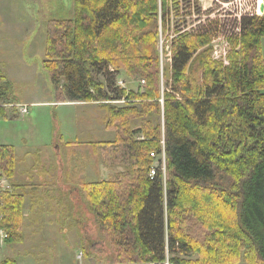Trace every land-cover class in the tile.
Wrapping results in <instances>:
<instances>
[{
  "label": "trees",
  "instance_id": "obj_1",
  "mask_svg": "<svg viewBox=\"0 0 264 264\" xmlns=\"http://www.w3.org/2000/svg\"><path fill=\"white\" fill-rule=\"evenodd\" d=\"M178 6L74 0L71 18L49 23L42 68L61 102L105 111L114 140L88 144L102 165L120 169L110 180L73 186L108 242L111 264H264V15L240 20L225 64L212 58L219 21L168 35ZM161 39L163 54L170 51L169 79L160 72ZM120 71L142 87H116ZM15 103L0 71V118ZM160 117L163 125L155 123ZM162 154L165 175L160 162L154 168ZM16 164L14 149L0 146L1 176L13 180ZM227 177L234 180L228 188ZM26 186L0 191L7 245L24 242ZM191 255L197 258H180Z\"/></svg>",
  "mask_w": 264,
  "mask_h": 264
},
{
  "label": "rangeland",
  "instance_id": "obj_2",
  "mask_svg": "<svg viewBox=\"0 0 264 264\" xmlns=\"http://www.w3.org/2000/svg\"><path fill=\"white\" fill-rule=\"evenodd\" d=\"M175 1L179 8L177 13L171 11L168 35L174 37L181 29L198 31L210 21H219L220 35L211 43L212 58L227 64L230 41L239 34V24L233 17L238 9L199 0L200 12L197 13L194 11L196 0ZM73 11L74 0H0V71L13 84L16 99L15 107L9 108L5 118H0V144L13 145L18 158V181L26 183L24 193L32 197V203L41 206L34 216V222L38 223L27 226L22 244L7 245L6 234L0 229L5 234L3 242L0 241V264L5 258L15 259L17 264L114 263L108 242L88 211L79 187L73 186L77 179L93 182L114 178L120 169L102 165L92 145L88 144L113 140L114 132L103 128L106 113L101 108L61 102L41 64L49 23L71 18ZM162 51L163 39L159 44L160 72L163 73L164 67L169 79V47L166 54ZM260 52L264 58V38ZM114 79L120 89L136 91L143 85L123 71ZM17 102L26 103L21 106L27 107V114H19ZM124 104L120 101L112 105ZM156 122L163 125L161 117L155 118ZM135 126H139V122ZM66 142L78 144L69 148ZM159 162L165 175L163 154L155 159L154 168ZM0 178L6 179L1 172ZM67 179L74 183L69 185ZM233 183L234 180L227 177L223 185L228 188ZM3 190L11 191L9 187ZM193 228L191 233L199 235L195 225ZM180 258L195 260L197 256Z\"/></svg>",
  "mask_w": 264,
  "mask_h": 264
},
{
  "label": "built area",
  "instance_id": "obj_3",
  "mask_svg": "<svg viewBox=\"0 0 264 264\" xmlns=\"http://www.w3.org/2000/svg\"><path fill=\"white\" fill-rule=\"evenodd\" d=\"M212 0V2H216L217 4L221 5L222 7H231L234 9H238L237 13L233 16L238 22L242 18L247 17H260L264 15V0ZM227 1V2H226ZM27 107L23 106L20 112L23 114L26 112ZM4 181L0 178V191H4V188L7 186H2ZM5 234L0 230V241L3 242ZM168 264V263H166Z\"/></svg>",
  "mask_w": 264,
  "mask_h": 264
},
{
  "label": "crops",
  "instance_id": "obj_4",
  "mask_svg": "<svg viewBox=\"0 0 264 264\" xmlns=\"http://www.w3.org/2000/svg\"><path fill=\"white\" fill-rule=\"evenodd\" d=\"M198 1V3H199V0H197ZM200 1H202V0H200ZM211 2H212V0H211ZM7 78V77H6ZM18 103V106H21V105H26V103L24 104V103H19V102H17ZM71 104V103H70ZM86 105H94V106H97V107H99L98 105H96V104H86ZM103 122V121H102ZM103 124V123H102ZM103 128L105 129V127H104V124H103ZM106 130V129H105ZM108 131V130H107ZM113 140H114V138H113ZM110 141H112V140H110ZM110 141H95V142H110ZM67 143V142H66ZM68 143H74V142H68ZM85 143H88V142H85ZM89 143H91V142H89ZM78 144V143H77ZM84 144V143H83ZM0 146H10V147H12L13 148V145H11V144H9V143H4V144H0ZM17 156V155H16ZM18 159V158H17ZM18 161V160H17ZM17 166H18V162H17V164H16V172H15V177H14V179L13 180H11V181H8L7 179H2L3 181H4V184H5V186H7V187H9L10 189H11V185L12 184H15V185H21V186H23V185H26V183L25 184H21V183H19V181H18V178H19V175H18V169H17ZM93 182H95V181H93ZM32 184V183H31ZM26 200H27V202H26ZM40 200H41V198H40ZM33 202V199H32V197L31 196H29V197H27V194H26V197H25V204H24V209H23V215H24V223H23V226H24V228H23V233H24V231L27 229V226H31V225H36L38 222H34V216L35 215H37V211L38 210H40V205L39 206H36V204L34 203H32ZM27 204H29V208L27 209L26 208V206H27ZM39 208V209H38ZM38 209V210H37ZM39 212V211H38ZM44 214V213H43ZM30 219V221H29V223H27V225H26V222H28V220ZM24 236H25V233H24ZM25 241V240H24Z\"/></svg>",
  "mask_w": 264,
  "mask_h": 264
},
{
  "label": "bare ground",
  "instance_id": "obj_5",
  "mask_svg": "<svg viewBox=\"0 0 264 264\" xmlns=\"http://www.w3.org/2000/svg\"><path fill=\"white\" fill-rule=\"evenodd\" d=\"M237 22H238V21H237ZM239 22H240V21H239ZM239 22H238V23H239ZM22 108H23V106H18V112H19V114H20L21 116H23V115H25V114L28 113V109H26V112L22 114V113L20 112V110H21Z\"/></svg>",
  "mask_w": 264,
  "mask_h": 264
}]
</instances>
